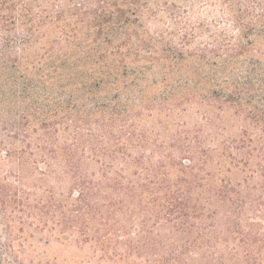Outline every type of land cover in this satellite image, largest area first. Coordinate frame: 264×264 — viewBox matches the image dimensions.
<instances>
[{"label": "trees", "instance_id": "trees-1", "mask_svg": "<svg viewBox=\"0 0 264 264\" xmlns=\"http://www.w3.org/2000/svg\"><path fill=\"white\" fill-rule=\"evenodd\" d=\"M174 1L0 0L4 254L31 224L125 264L264 262V0Z\"/></svg>", "mask_w": 264, "mask_h": 264}, {"label": "rangeland", "instance_id": "rangeland-1", "mask_svg": "<svg viewBox=\"0 0 264 264\" xmlns=\"http://www.w3.org/2000/svg\"><path fill=\"white\" fill-rule=\"evenodd\" d=\"M158 5L162 6L164 0H157ZM170 3H177L174 0H169ZM152 7L154 6L152 2ZM164 14H161L163 16ZM21 111L13 109L10 112L5 111L4 108H0V135H6V145L13 143L14 146L20 147L18 140L11 142V137L21 139V123L22 116ZM36 138L31 139V144H34ZM5 150L0 148V179H3L6 175H9V167L2 163L1 151ZM38 162H41L39 157L33 158ZM32 159V160H33ZM49 188H54L58 193H67V186H60L59 183L53 181L48 184ZM58 188V189H57ZM37 190V189H36ZM30 224V221H27ZM2 224L0 221V264H125L122 261L115 259L102 258L94 247L87 243H81L75 238L69 237V239H63L57 234L50 232L48 229L37 228L30 224V228H26L25 238L17 239L11 237L9 243H13V249L16 252V259L13 256L4 254L1 250V246L4 245L5 237H3ZM11 245V244H9ZM135 259V258H134ZM140 259L136 261L139 262ZM261 264H264L261 263Z\"/></svg>", "mask_w": 264, "mask_h": 264}]
</instances>
